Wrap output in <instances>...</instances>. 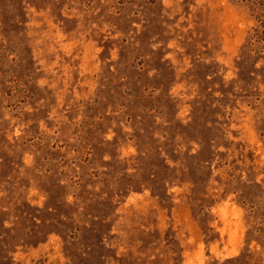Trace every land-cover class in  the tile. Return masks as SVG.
Returning a JSON list of instances; mask_svg holds the SVG:
<instances>
[{"label": "rangeland", "instance_id": "1", "mask_svg": "<svg viewBox=\"0 0 264 264\" xmlns=\"http://www.w3.org/2000/svg\"><path fill=\"white\" fill-rule=\"evenodd\" d=\"M0 264H264V0H0Z\"/></svg>", "mask_w": 264, "mask_h": 264}]
</instances>
